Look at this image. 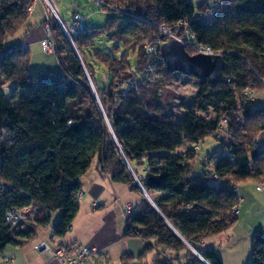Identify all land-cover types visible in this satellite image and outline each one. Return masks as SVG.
I'll return each instance as SVG.
<instances>
[{
  "label": "trees",
  "instance_id": "trees-1",
  "mask_svg": "<svg viewBox=\"0 0 264 264\" xmlns=\"http://www.w3.org/2000/svg\"><path fill=\"white\" fill-rule=\"evenodd\" d=\"M101 1L128 7L133 15L115 13L118 18L106 29H86L75 36L82 58L53 19L61 65L56 74L31 73L29 50L8 46V39L27 25L31 0L0 1V255L9 245H18L7 225L12 210L32 208L33 226L23 234L28 237L59 212L53 234L65 238L80 212L81 179L97 159L114 184L143 197L127 219V239L145 242V252H173L176 262L186 254L187 264H224L215 250L199 247L237 222L231 212L241 205L238 186L264 179V148L253 147L264 126V109L243 100L250 88L259 93L264 88V0H211L200 7L186 0ZM214 2L220 3L214 22L199 20ZM179 23H188L199 45L223 56L225 71L216 87L196 79L199 94L184 119L175 122L160 115L169 108L160 91L176 74L167 72L156 83L148 81L143 45L158 35L160 25ZM108 32L126 47L121 57L119 47L94 50L96 40ZM129 45L136 55L134 70ZM102 56L107 58L103 62L108 81L99 78L89 61ZM85 67L98 86L101 105ZM132 76L133 88L114 85L116 79ZM210 114L216 118L210 119ZM224 118L226 128L221 127ZM209 137L225 143L222 151L203 159L204 173L197 176L194 163L202 151L197 147ZM209 165L214 173L208 176ZM251 248L250 264H264V229L254 236ZM161 256L159 252L155 264H174Z\"/></svg>",
  "mask_w": 264,
  "mask_h": 264
},
{
  "label": "crops",
  "instance_id": "crops-1",
  "mask_svg": "<svg viewBox=\"0 0 264 264\" xmlns=\"http://www.w3.org/2000/svg\"><path fill=\"white\" fill-rule=\"evenodd\" d=\"M186 1L192 3L195 7H200L205 2L211 0ZM210 4L212 5V3ZM33 9V13L30 14L27 25L21 30L23 32L21 40L16 43L27 47L29 52H31V48L35 45L42 47V41L44 40V31L42 32V30L45 24V9H43L41 4L35 5ZM39 21H41V24ZM52 57V61H46L45 64L40 66L41 68L38 67L31 73L37 71L58 73L61 70V65L57 61L58 59ZM30 66L32 71V61ZM261 144L264 146V139L261 140ZM202 152L203 155L201 156ZM216 152L219 151H213L211 153ZM201 153L198 156L202 161L210 154V152L207 153L203 149ZM196 172L197 176H202L204 173L203 169L202 171L196 170ZM81 184L84 196L80 198V212L76 216L74 224L65 238L55 237L53 231L57 223L52 224L51 221L48 226L36 227L31 237L23 235L27 234L31 227L29 228L27 225H22L20 228L11 230L10 232V236L17 240L18 245H9L2 253V257L14 261V263L10 264H60L57 260L50 261L49 257H47L44 252L38 251L39 245L47 243L53 248L66 245L73 251L85 247L95 249L96 252L86 264H148L145 259L148 258L150 254H155L152 261V264H155L156 256L159 252L162 254L161 258L174 260V264L188 263L187 260L184 259V254H180L181 260L176 262V259L171 256V254L176 256L173 252L164 251L162 249L145 252V242L139 239H127L125 237V230L128 223L127 219L129 216L127 215L125 206H122L120 199V193L123 192V189L119 186L121 184H114L111 178L102 172L98 165V161L96 164H93V167L81 179ZM257 187L258 186H256V191H258ZM251 188V181L243 182V184L238 186L237 192L239 193L243 207L240 210V216L237 222L232 228L225 232V234H233L232 229L236 228L238 225H243V227L235 229L234 237H232L236 238L240 245L242 244V250L245 253L244 257H241V254L238 252L236 260L239 258L241 261L237 264H250L252 262L251 246L253 238L258 231L264 229V207L259 208L258 211L256 210L255 214L253 213L252 216L246 215V212H244L249 202L248 199H250L253 194L250 192ZM262 197L263 198H259V202L261 199L264 201V196ZM142 200L143 197L140 196L137 206L142 203ZM250 201L255 203L254 198ZM260 203L259 205L261 206ZM222 237V235L218 236V238L213 236L203 241L200 244V250L216 251L218 244L223 248L220 243L222 242ZM229 238V241L227 240L226 242H231L232 238ZM208 242L210 243L209 245ZM216 252L219 256V251Z\"/></svg>",
  "mask_w": 264,
  "mask_h": 264
},
{
  "label": "rangeland",
  "instance_id": "rangeland-1",
  "mask_svg": "<svg viewBox=\"0 0 264 264\" xmlns=\"http://www.w3.org/2000/svg\"><path fill=\"white\" fill-rule=\"evenodd\" d=\"M57 2H58V8H59V17L63 21L66 29H68L70 32L72 31L71 30V27L73 25L72 17L74 15V13H79L86 20L84 25H85V28L88 30H90V29H95V30L106 29L109 21H111L114 18H118L115 13L109 12L107 10H103L102 7H99L98 4L94 0H57ZM215 5H216V2H214L212 4V8ZM44 19H46V12H45ZM39 23L41 24V21H39ZM53 23H54V21L51 22V29L53 27ZM42 32H43V30H42ZM22 34H23V32L19 31L18 34L11 37V39H8V41H7L8 46H12L13 44L18 45V46L19 45L22 46V44H16L17 41L21 40ZM112 36H113V33H109V32L107 34L101 35V37L99 39H97L95 44H94V50L98 51V52H108L109 49H113L114 47H119L118 57H121L125 53L126 47L122 46L117 40H115V39L112 40ZM73 38H74V36L72 35V42H70L69 39H68V41L71 43L72 47L74 48L75 53L78 54L79 58H82V54L79 53L78 49L76 48V45H75V42L73 41ZM44 39H45V32H44ZM56 46H57V44H56ZM22 47H25V46L23 45ZM127 48H129V50L131 51L128 53V57H129L128 59H129V62H131L132 68L134 70L136 67V61H135L136 55L135 54L133 55V52L131 50V45L127 46ZM56 51L54 53L55 55H49V54H45L42 47H40V46L38 47L37 45L33 46V48H31V52H30L32 66H33L31 72L35 71L36 68L42 66V64H45L46 61H52V59H51L52 56L55 57L56 59H58ZM103 59H107V58L102 56V57H100V60H97L98 61L97 62L95 60V58L91 57V58H89V61H90V63L94 64V68H95L96 73L98 74L99 78L102 81H108L109 77H108V74H106L107 73L106 72L107 63H104ZM57 61L60 64V61L59 60H57ZM87 71L88 70L85 67V72L88 75L90 82H92L91 80H93V79H92L91 75L89 74V72H87ZM163 76L164 75H162L160 78H162ZM93 77H94V75H93ZM123 81H125V80H123ZM92 84L94 86L93 88H94L95 95L99 100V97L97 94V87L98 86L95 84L94 81L92 82ZM114 85L122 86L123 89L126 88V86L124 87L123 85L118 83L117 79H116ZM199 90H200V84H199V81L196 80V78H190V77H187L183 74L182 75L176 74L174 76L173 80H171L170 82H167L166 85L164 87H162V89L160 91V97L164 100L166 105H169L168 106L169 108L162 110L160 115L170 117V118L174 119L175 122H181L184 119V115L186 114L187 110L192 107V105H193L192 103L194 101V98L199 94L198 93ZM261 93L262 94H258L255 97L253 107L263 110L264 109V90ZM99 103L101 105V103H102L101 100H99ZM202 116H204V115H202ZM209 117H210V119H213V120L216 118V116L214 114H210ZM260 129L261 130H260L259 136L256 138V140L258 139L261 142V140L264 139V137H263L264 136V126L261 127ZM225 141L228 142V140H225ZM222 143H225V142L224 141L218 142L214 137H209V138H207V140L204 141V143L201 144V148L207 153L208 152L211 153L213 151H222V148H221ZM187 148L188 147H185L184 151L187 150ZM199 155H200V153H199ZM202 155H203V152L201 153V156ZM96 162H97V159L95 160V162L93 164H96ZM194 164H195L194 169H196L197 171L198 170L202 171L201 166L203 164V161L200 160L199 157L197 158V161ZM251 184H252V188H251L250 192L253 194H252V197H250V199H248V201H249L248 205L244 209V212H246V215H250V216H252L253 213L255 214V211L256 210L258 211L259 208L264 207V201L261 199V201H260L261 203L259 202V198L260 197L263 198L262 196H264V193L256 191V186H262L264 188V179L251 180ZM119 186L121 189H123V192L120 193V197H121L120 199H121L122 206H125L127 215L130 216L136 210V206L139 202L140 196H138V194L130 191V188L128 186L127 187L124 185H119ZM252 198L255 199V203H252L253 201H250ZM259 203L261 204V206L259 205ZM128 207L129 208L131 207V208L129 209ZM240 207L242 209L243 205L241 204ZM231 215H232V212H231ZM59 216H60L59 212L53 213L51 223L52 224L56 223V221L59 219ZM32 218H34V215H31V219ZM35 219H36V217H35ZM24 225L29 226V228L31 226H33L32 221H30V220L27 221L26 223H24ZM240 227H243V225H238L236 228H240ZM236 228L232 229L233 234H231V233L225 234L224 233L222 235L223 239H222V242H220V243L223 246V248H221L219 246L220 244H218V246H217L218 248L216 251H219V256L221 258V261L223 260L225 262V264H237L238 262H240L241 260H239V258H238V260H236L238 252L241 254V257H244V255H245V253L242 250V246H241L242 244L240 245V243L238 242V240L236 238H232V237H234L233 235H234ZM219 236H221V235H219ZM229 237L232 238L231 242H226L228 239H230ZM215 238H218V236H215ZM209 242H212V241H209ZM209 242H208V245L210 244ZM218 242H219V240H218ZM188 249H189V251H192L196 256H198L200 258L198 251H196L192 246L188 245ZM208 249H209V247H208ZM154 256H155V254H150L148 256V258L145 259V261H147L148 264H152ZM171 256L174 257L177 261V255L175 256V255L171 254Z\"/></svg>",
  "mask_w": 264,
  "mask_h": 264
},
{
  "label": "built area",
  "instance_id": "built-area-1",
  "mask_svg": "<svg viewBox=\"0 0 264 264\" xmlns=\"http://www.w3.org/2000/svg\"><path fill=\"white\" fill-rule=\"evenodd\" d=\"M1 1V0H0ZM98 6L107 8L109 11L114 12L119 15H127L132 16L133 12L130 8L125 6H118V5H111L107 6L104 2L101 0H94ZM37 4H41L43 6V9H45L46 12V21L43 26V31L45 32V39L42 41V49L45 52V54L49 55H55L56 51V43L54 42V35L53 31L51 29V22L52 20H57L59 24L61 25L63 31H65V34L67 36V39L72 42V35L75 37L83 32L86 31L85 28V19L78 13L74 14L73 19V25L71 27V32L66 29L63 21L59 17V8H58V2L57 0H31V6L28 9L29 13H33V7ZM220 6V3H216L215 6L211 10H209L206 13H202V15L199 17V20L207 19L208 22H214V19L216 15L218 14V8ZM145 39L144 37H142ZM174 40L178 43H182L184 47L187 49L188 52H190L191 56L193 55H207V56H215L219 55L216 52L206 46V45H199L196 36L191 34L189 30L188 23H179L175 25H160L159 26V32L158 35L154 36L153 39H147L145 40V43L143 45V50L145 54V77L149 81L151 80L153 83H156L158 80H160V77L162 75H165L167 71L166 62L162 57V49L161 47L168 43L169 41ZM24 50H27V47H23ZM3 78H1L0 75V81ZM119 78L118 83L126 86V89H131L135 85L136 77L132 76L131 78L126 79ZM123 81V82H122ZM4 90L7 92H11L12 89L10 87H5ZM264 90V88H263ZM259 94L258 91L251 89L246 91L243 95V100L247 102L248 104H251L254 102L255 97ZM227 121L224 119L221 120V127L226 128L227 127ZM253 147L255 149L260 150L264 148L262 146L260 140H256ZM197 150L200 151V147H197ZM208 160V159H206ZM213 165H209L207 168V175L213 174ZM215 182L217 184H220L221 182L219 179L215 176L214 177ZM1 188V184H0ZM257 190L260 192H264V188L262 186H258ZM84 196L83 192L79 194V199ZM241 206V205H240ZM237 206L233 209L232 215L239 217L240 216V210L241 207ZM32 208L30 209H22V210H12L8 212L7 217V225H10L11 228L18 229L20 226L24 225L27 221H34V218L31 219L32 215ZM39 252H44L47 257H49L50 261L57 260L60 264H86L89 259L93 256V254L96 252L95 249H92L90 247L80 248L77 251L71 250L68 246H59V247H52L47 243H43L39 245L38 247ZM14 263L13 260L4 259L2 257V254L0 255V264H10Z\"/></svg>",
  "mask_w": 264,
  "mask_h": 264
},
{
  "label": "water",
  "instance_id": "water-1",
  "mask_svg": "<svg viewBox=\"0 0 264 264\" xmlns=\"http://www.w3.org/2000/svg\"><path fill=\"white\" fill-rule=\"evenodd\" d=\"M161 49L170 74H183L200 81L206 80L212 87H216L221 82L225 71V59L222 55L191 56L182 43L174 40L164 44ZM144 195L149 197L145 191Z\"/></svg>",
  "mask_w": 264,
  "mask_h": 264
}]
</instances>
